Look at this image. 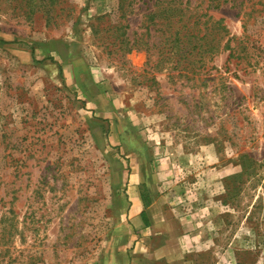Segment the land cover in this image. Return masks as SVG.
I'll return each instance as SVG.
<instances>
[{
  "label": "rangeland",
  "instance_id": "1",
  "mask_svg": "<svg viewBox=\"0 0 264 264\" xmlns=\"http://www.w3.org/2000/svg\"><path fill=\"white\" fill-rule=\"evenodd\" d=\"M42 2L0 0V264H101L143 171L201 210L194 264H264V0Z\"/></svg>",
  "mask_w": 264,
  "mask_h": 264
},
{
  "label": "crops",
  "instance_id": "2",
  "mask_svg": "<svg viewBox=\"0 0 264 264\" xmlns=\"http://www.w3.org/2000/svg\"><path fill=\"white\" fill-rule=\"evenodd\" d=\"M136 181H130L119 239L101 264H194L190 256L200 251L201 210L177 202L179 194L154 185L149 172L143 171ZM143 184L146 204L139 190Z\"/></svg>",
  "mask_w": 264,
  "mask_h": 264
},
{
  "label": "trees",
  "instance_id": "3",
  "mask_svg": "<svg viewBox=\"0 0 264 264\" xmlns=\"http://www.w3.org/2000/svg\"><path fill=\"white\" fill-rule=\"evenodd\" d=\"M42 4H44L45 6H43V8L46 11H52L54 10V7L59 6L63 0H42ZM169 15V17H167ZM179 16L180 19L184 18L185 16H188L189 20H193L192 23L188 22L187 20V24L189 23L190 26H187V34L183 35L182 38H180V32L182 31L181 29L178 28H174L173 29V23L172 22H168L171 24H166L167 25V30L168 31H175L174 32V37L172 38V36H169L167 38V40L165 41V45H168V53L174 55L179 54V60L178 62H182V57L186 56L185 59H190V57L194 56H199L204 52H207V49H203V44H199L198 40H202L205 39L206 34H204L203 36H200V33H202V30L197 29V24H198V20H199V16H205V14H200L198 15L196 12L191 13V15H189L188 13V8L187 7H181V6H176L171 4L169 8L166 9H162L159 12L155 11L153 12V14L151 15V19L154 20L156 18H164L166 19H170V18H175ZM212 19L209 18L208 20ZM178 22H180V20H178ZM208 22V21H207ZM146 193L145 191L142 192V196L143 199L145 200V204H146V196H144Z\"/></svg>",
  "mask_w": 264,
  "mask_h": 264
}]
</instances>
